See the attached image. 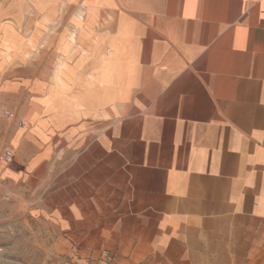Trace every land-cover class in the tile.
Instances as JSON below:
<instances>
[{
  "label": "crops",
  "instance_id": "1",
  "mask_svg": "<svg viewBox=\"0 0 264 264\" xmlns=\"http://www.w3.org/2000/svg\"><path fill=\"white\" fill-rule=\"evenodd\" d=\"M14 2L60 25L0 144L33 212L135 264H264V0Z\"/></svg>",
  "mask_w": 264,
  "mask_h": 264
},
{
  "label": "rangeland",
  "instance_id": "2",
  "mask_svg": "<svg viewBox=\"0 0 264 264\" xmlns=\"http://www.w3.org/2000/svg\"><path fill=\"white\" fill-rule=\"evenodd\" d=\"M59 34L60 25L46 28L40 14L27 6L0 0L2 147L9 143L14 128L4 113L28 112L26 94L11 86L44 79L59 65ZM7 169L0 167V264H135L103 248L98 239L76 235L77 230H63L51 219L37 216L33 209L44 200V189L30 190L13 181L6 176Z\"/></svg>",
  "mask_w": 264,
  "mask_h": 264
},
{
  "label": "built area",
  "instance_id": "3",
  "mask_svg": "<svg viewBox=\"0 0 264 264\" xmlns=\"http://www.w3.org/2000/svg\"><path fill=\"white\" fill-rule=\"evenodd\" d=\"M4 118L8 122L16 123L17 127L21 128L24 126L23 122H16V116L11 111H6L4 113ZM14 157H15L14 152L11 149L0 151V166H9L13 162Z\"/></svg>",
  "mask_w": 264,
  "mask_h": 264
}]
</instances>
